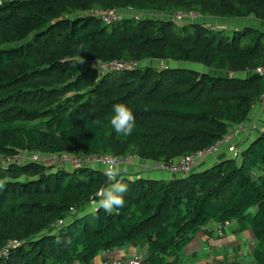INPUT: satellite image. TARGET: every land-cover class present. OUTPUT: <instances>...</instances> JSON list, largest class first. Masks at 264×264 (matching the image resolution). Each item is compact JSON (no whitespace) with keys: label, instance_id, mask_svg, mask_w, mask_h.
Masks as SVG:
<instances>
[{"label":"trees","instance_id":"1","mask_svg":"<svg viewBox=\"0 0 264 264\" xmlns=\"http://www.w3.org/2000/svg\"><path fill=\"white\" fill-rule=\"evenodd\" d=\"M243 18L264 22V0H0V264H90L126 244L146 247L139 264H178L195 234L227 221L251 230L264 264V125L238 158L167 179L121 174L118 214L84 213L110 183L102 168L15 160L102 155L155 170L212 147L264 95V27L212 22ZM111 62L126 66L100 74ZM116 103L135 116L131 135L111 127Z\"/></svg>","mask_w":264,"mask_h":264},{"label":"crops","instance_id":"2","mask_svg":"<svg viewBox=\"0 0 264 264\" xmlns=\"http://www.w3.org/2000/svg\"><path fill=\"white\" fill-rule=\"evenodd\" d=\"M205 20L209 21V19L206 18ZM221 22H225V20H222ZM227 23L238 28L247 25H259L264 27L263 21H258L254 18L233 19L232 22L229 21ZM262 108L259 110V112L264 109ZM255 111L256 114H253L251 118L248 119L244 125H242L245 126L251 124L253 128L252 135H255L257 131L261 130V127L264 125V110L258 114V107H256ZM252 135L243 137L242 139H239V141L234 140V145L237 146L242 144L241 148H239L243 149L246 144L245 141H248ZM219 151L218 157L213 156L214 154L209 156V158L207 157L204 161L198 163V168L200 167L199 165H201L203 168L204 166L211 164L213 159L218 161V158L221 160L228 156L225 154H229L227 148L224 145H222ZM97 167L104 169L102 166ZM145 172V174L142 173L143 176L150 178L167 179L171 176L167 172L153 169H145ZM89 207L90 204L86 205L84 208V213L90 212ZM218 230L219 225L211 223L207 226L206 231L202 230L195 234L191 242L184 247L183 251L178 257V264H255L252 257L254 239L251 230L239 225L236 222H231L227 226L223 225V227L220 228L221 234L218 232ZM146 254L147 252L145 246L126 244L121 247H116L109 252L103 251L99 253L90 264H105L113 260H121L124 263V261L133 255H137L140 257V259H142L146 256Z\"/></svg>","mask_w":264,"mask_h":264},{"label":"built area","instance_id":"3","mask_svg":"<svg viewBox=\"0 0 264 264\" xmlns=\"http://www.w3.org/2000/svg\"><path fill=\"white\" fill-rule=\"evenodd\" d=\"M96 15L103 18V20L110 21L111 19L117 17L116 14H113L111 12H101L97 11ZM180 19L182 18H196L199 17L196 14L189 13V14H180L178 15ZM125 64L120 62H111V63H100L98 64V68L100 70V74H103L104 72L109 71H116V70H123L125 68ZM257 73L262 77L264 81V64L259 66L257 68ZM262 102L264 105V95L260 97L259 102ZM262 108V107H261ZM243 129L245 128L242 126ZM239 128L235 129L233 133L230 135L224 137L221 141L213 145L212 147L198 152L194 155H187L186 157L180 159L177 162H170V163H155L153 164V168L158 171L167 172L172 175H188L190 170L198 163L200 160H203L210 155L215 154L220 150L222 145H224L227 148L228 153L232 155L233 158H238L240 156V151L238 148L234 145V135L237 136L239 133ZM133 158L130 157H124L122 159H115L111 156H102V155H94V156H86V157H78L76 155L70 154V153H63L57 156H50V157H43L39 154H30L27 156H24L23 159H15V160H30L33 162H38L45 164L46 166H55V165H65L69 167H79V166H102L104 168L106 162L110 161H116L119 163L120 166H125L131 164ZM10 159H2V164H8ZM231 222L227 221L224 223V225H228ZM218 232L221 234L220 227ZM109 252V251H108ZM109 263L112 264H121L123 261L121 260H113ZM140 258H138L137 255H133L126 261H124V264H139Z\"/></svg>","mask_w":264,"mask_h":264},{"label":"clouds","instance_id":"4","mask_svg":"<svg viewBox=\"0 0 264 264\" xmlns=\"http://www.w3.org/2000/svg\"><path fill=\"white\" fill-rule=\"evenodd\" d=\"M78 63H84L82 56L76 59V64ZM112 112L110 124L114 131L117 134L131 135L135 130V116L132 110L123 103H116L113 105ZM103 172L110 183L98 190L95 194L98 199L92 200L89 211L96 214L103 209L105 213L111 214L116 209L118 214V210L125 205L124 194L128 191V185L123 182L122 169L118 162H106ZM3 187L4 182L0 181V189Z\"/></svg>","mask_w":264,"mask_h":264},{"label":"rangeland","instance_id":"5","mask_svg":"<svg viewBox=\"0 0 264 264\" xmlns=\"http://www.w3.org/2000/svg\"><path fill=\"white\" fill-rule=\"evenodd\" d=\"M124 15H130V13L128 14V12H125L124 13ZM189 19L190 18H186V20L187 21H189ZM200 20H203V19H197L196 21L198 22V21H200ZM221 21L222 20H213V23H221ZM232 22V20H225V22ZM236 23V22H235ZM227 30L228 31H232V27L231 26H228L227 27ZM145 64H150V65H152V66H158V65H164V63H161V62H159V61H149L148 63H144V65ZM166 64H168V63H166ZM169 65H172V66H180V67H185V68H192V69H197V70H203V67L202 66H200V65H195V64H192V63H175V64H173V63H169ZM205 71H207L208 73H211V74H214V75H216V74H218V72L217 71H214V70H212V69H205ZM264 105H263V103L260 101V102H258V109L260 110L261 109V107H263ZM264 108V107H263ZM262 108V109H263ZM264 110V109H263ZM263 110H261V112L263 111ZM261 112H258V114L259 113H261ZM245 128L243 129V127L241 126L239 129V134L237 135V136H235L234 135V140L236 141V140H238L239 141V139H242L243 137H246V136H248V135H251V133H252V131H253V128H252V125L251 124H249V125H245L244 126ZM245 139V138H244ZM233 143H234V141H233ZM242 146V144L241 145H237L236 147L238 148V150L240 151L241 149L239 148V147H241ZM226 151V150H225ZM220 151H218L217 153H215L213 156H216V157H218L219 156V153ZM225 153H227V152H225ZM218 154V155H217ZM226 156L228 155V156H232L230 153L229 154H225ZM212 156V157H213ZM209 158V157H208ZM215 158V157H214ZM220 158H218V160H219ZM215 162H217V160H215V159H213V161L211 162V164H213V163H215ZM210 163V162H209ZM209 163H207V164H209ZM211 164H209V165H211ZM200 167H199V169L200 168H202V166L201 165H199ZM93 167H95V165L93 166ZM121 169H122V172L121 173H124V174H126V172L128 173V174H131V173H134L135 171H144V173L143 174H145L146 172H145V169H140L139 167H136V166H133V165H131V164H129V165H125V166H121ZM91 205V204H90ZM138 258H140L139 256H138ZM121 264H124V263H121Z\"/></svg>","mask_w":264,"mask_h":264},{"label":"water","instance_id":"6","mask_svg":"<svg viewBox=\"0 0 264 264\" xmlns=\"http://www.w3.org/2000/svg\"><path fill=\"white\" fill-rule=\"evenodd\" d=\"M21 1H26V0H21Z\"/></svg>","mask_w":264,"mask_h":264}]
</instances>
